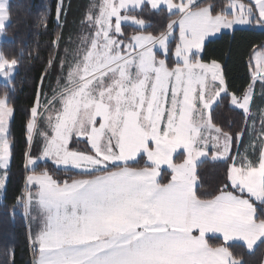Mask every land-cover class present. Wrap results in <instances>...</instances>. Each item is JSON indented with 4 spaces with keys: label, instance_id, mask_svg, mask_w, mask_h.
I'll use <instances>...</instances> for the list:
<instances>
[{
    "label": "snow or ice",
    "instance_id": "1",
    "mask_svg": "<svg viewBox=\"0 0 264 264\" xmlns=\"http://www.w3.org/2000/svg\"><path fill=\"white\" fill-rule=\"evenodd\" d=\"M49 12L46 6L37 22L45 31ZM145 12L167 15L158 34L135 15ZM66 13L58 0V28ZM10 20V0H0V33ZM129 21L139 28L130 36L122 30ZM81 24L87 34L72 59L66 46L61 54L63 33H56L21 125L26 175L10 216L22 210L32 264H247L245 250L264 246V114L258 131L248 124L253 88H264V43L249 55L251 83L237 92L222 65L202 53L209 37L234 25L264 28V0H99ZM20 63L0 51V204L16 143L9 138L16 114L9 85ZM53 71L57 87L49 99ZM225 100L244 114L236 136L213 120ZM209 156L224 164L211 191L198 172V161ZM140 160L144 166H133ZM42 162L65 178L38 168ZM72 170L76 177L67 175ZM208 234L222 243H210ZM0 264H15L14 247Z\"/></svg>",
    "mask_w": 264,
    "mask_h": 264
},
{
    "label": "trees",
    "instance_id": "2",
    "mask_svg": "<svg viewBox=\"0 0 264 264\" xmlns=\"http://www.w3.org/2000/svg\"><path fill=\"white\" fill-rule=\"evenodd\" d=\"M58 0H10L11 20L4 32L5 39L0 43V51L10 56H20L21 63L16 71L14 83L9 87L15 89L14 101L16 106L15 120L10 123V140L16 141L13 148V157L10 162L7 176V193L0 204V261L5 259L9 249L15 248V264H32L33 254L28 248L26 240L27 225L23 219L21 209L15 212V218L10 216L11 205L15 197L23 187L26 173L23 168L22 152L24 150L21 125L24 119V111L31 105L35 82L41 74L45 62L52 51V40L56 33H63L62 45L68 37L75 35L81 29V21L89 12V0H64L67 7L66 16H62L63 27L58 28L55 20V7ZM210 0H202L199 5L207 4ZM217 4H227L229 0H214ZM46 6L50 9L47 30L43 26H37V22ZM141 16L140 13L136 14ZM151 16V17H149ZM149 17V18H148ZM144 20L162 29L168 21L167 15L149 13ZM264 43V29H236L232 33H223L218 38L205 43L202 53L205 62L215 59L222 65V72L226 78L228 87L234 91H243L250 83L249 55L252 49ZM5 91L3 83H0V95ZM213 120L225 131L233 136L240 133L245 124L244 114L229 106L227 100L213 110ZM178 159L179 156H176ZM49 164H39L38 168L47 167L52 169L58 179H64L63 170L48 167ZM134 166H144L142 160ZM224 170L221 162L205 160L198 164V172L203 181V188L214 190L220 181ZM76 177L78 173H68ZM212 244L222 243L216 238H208ZM233 248L240 250L239 244H233ZM11 259L10 255L8 256ZM264 258V246L257 245L256 250L248 253L245 250L247 264H262Z\"/></svg>",
    "mask_w": 264,
    "mask_h": 264
},
{
    "label": "rangeland",
    "instance_id": "3",
    "mask_svg": "<svg viewBox=\"0 0 264 264\" xmlns=\"http://www.w3.org/2000/svg\"><path fill=\"white\" fill-rule=\"evenodd\" d=\"M97 1H93L92 0L89 4H91V5L96 4V3L99 2V1L98 2ZM201 1L202 0H196L197 4L199 2H201ZM177 2H178V0H177ZM240 2H243V3L247 4L249 2V0H240ZM202 5H206V4H202ZM136 14H138V13H135V15ZM140 14H141V16H138V15L137 16L142 18V19H144V16L149 15V12L140 13ZM149 17H151V16H149ZM85 18H86V16H85ZM172 18L174 19L175 17H172ZM167 22H166V24H167ZM236 29L262 30L264 28H261L259 26H254V25H234L232 29L222 30V32L220 34H217L215 37H209L206 40V43L208 41H210V40H214V39L218 38L223 33H232ZM122 30L126 33V35L130 36L134 32L138 31L139 28H138L137 25H135V24H133V23H131L129 21V22H126V23H122ZM158 30H160L158 27H155V26L151 27V23L149 21L145 20V31H151L153 33H157L158 34ZM85 34H87V28L82 26L78 33L68 37L67 40H66V43H64V45H62V47H61V49H62V53L61 54H63V50H64V48L66 46L69 49L68 58L72 59V51L80 43L81 35H85ZM4 39H5L4 33H0V43L2 41H4ZM170 47L171 48L175 47V41H172V43L170 44ZM173 59H174V57H173ZM57 75H58V73L56 71H53L52 75L50 77V80L46 82V84L48 85L46 87V93H47L49 99L52 98V96L54 94L53 90L56 89V87H57ZM0 83H3V81H0ZM250 83H251V80H250ZM232 109H234V108H232ZM234 110H236V109H234ZM237 111H240V110H237ZM240 112L242 113V111H240ZM262 114H264V88H262L260 86V82H256V84H255V86L253 88V100H252V104H251V113H250V119L248 120V124L251 126L253 124V121H254V126L257 129V131L259 130L260 125H261V115ZM249 139H250L249 135L247 133H245L244 134V142L239 144V146H238L239 147V151H241V152L244 151L245 145L249 144ZM73 147H77V145L73 144ZM78 147L83 150V149H87L88 146H87L86 141H81L80 144L78 145ZM232 151H233V154H235L236 151H237V143L235 141L233 142V145H232ZM249 151H250V149H249ZM174 155L179 156L178 160L181 159L182 158V150H178V153L174 154ZM205 160L213 162L211 160V157L209 156L206 159H202L201 161H198V164L203 162V161H205ZM142 163L144 165L145 164V160H142ZM40 164L44 165L45 163L42 162ZM47 164H49L48 167H52V168H54L56 170H62V169H57L54 165L51 164V162H48ZM38 165H37V167H38ZM135 167H141V166H135ZM163 171H164L165 174H163L160 177V179H161L162 182L166 183L168 178H169L168 175L166 174V172H167L166 167L163 169ZM72 172L78 173L77 170H72ZM245 195H247V194H245ZM208 238H215V237H213L212 234H208ZM221 241H222V239H221ZM235 244H239V242H235ZM262 264H264V258H263V263Z\"/></svg>",
    "mask_w": 264,
    "mask_h": 264
},
{
    "label": "crops",
    "instance_id": "4",
    "mask_svg": "<svg viewBox=\"0 0 264 264\" xmlns=\"http://www.w3.org/2000/svg\"><path fill=\"white\" fill-rule=\"evenodd\" d=\"M92 0H89V3L91 2ZM93 1H97V0H93ZM99 1V0H98ZM97 1V2H98ZM198 2V1H197ZM89 6H91V4L89 5ZM89 9H90V7H89ZM82 25V24H81ZM82 27V26H81Z\"/></svg>",
    "mask_w": 264,
    "mask_h": 264
}]
</instances>
